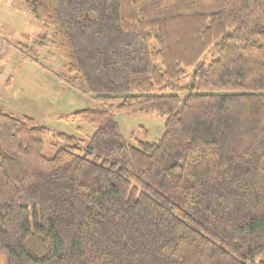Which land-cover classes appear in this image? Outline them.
I'll return each instance as SVG.
<instances>
[{
  "label": "trees",
  "instance_id": "1",
  "mask_svg": "<svg viewBox=\"0 0 264 264\" xmlns=\"http://www.w3.org/2000/svg\"><path fill=\"white\" fill-rule=\"evenodd\" d=\"M54 74L99 103L48 130L0 112L6 264H255L264 252V0H20ZM43 48V43H38ZM115 115H157L135 145ZM257 264H264V260Z\"/></svg>",
  "mask_w": 264,
  "mask_h": 264
},
{
  "label": "rangeland",
  "instance_id": "2",
  "mask_svg": "<svg viewBox=\"0 0 264 264\" xmlns=\"http://www.w3.org/2000/svg\"><path fill=\"white\" fill-rule=\"evenodd\" d=\"M53 29L34 20L20 0H0V112L17 120L28 118L38 127L48 130L43 137V155L52 158L63 147L58 134L74 136L80 141L89 138L94 127L73 121L71 115L84 109H93L99 103L84 93L80 82L72 89L54 74L65 63L48 42ZM2 37V38H1ZM38 43H43L39 48ZM124 139L135 145L141 140L142 130L148 132V141L157 142L163 135L164 119L157 115H115ZM264 260V252L256 256L255 264ZM0 264L6 258L0 253Z\"/></svg>",
  "mask_w": 264,
  "mask_h": 264
},
{
  "label": "crops",
  "instance_id": "3",
  "mask_svg": "<svg viewBox=\"0 0 264 264\" xmlns=\"http://www.w3.org/2000/svg\"><path fill=\"white\" fill-rule=\"evenodd\" d=\"M2 38V37H1Z\"/></svg>",
  "mask_w": 264,
  "mask_h": 264
}]
</instances>
